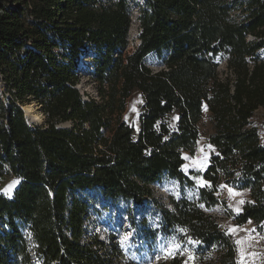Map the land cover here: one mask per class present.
<instances>
[{"label":"trees","instance_id":"obj_1","mask_svg":"<svg viewBox=\"0 0 264 264\" xmlns=\"http://www.w3.org/2000/svg\"><path fill=\"white\" fill-rule=\"evenodd\" d=\"M132 2L0 0V264H112L104 241L85 239L87 190L150 202L165 231L197 244L191 264H239L204 208L224 203L226 185L250 192L235 222L264 231V0H140L129 49ZM151 53L162 68L147 64ZM81 58L96 88L87 99ZM134 91L144 98L137 134L122 118ZM30 101L43 124L26 121ZM206 113L208 186L164 203L152 186L164 176L194 184L183 165ZM9 173L20 178L12 197L1 191Z\"/></svg>","mask_w":264,"mask_h":264},{"label":"rangeland","instance_id":"obj_2","mask_svg":"<svg viewBox=\"0 0 264 264\" xmlns=\"http://www.w3.org/2000/svg\"><path fill=\"white\" fill-rule=\"evenodd\" d=\"M133 21L130 28V47L132 49L138 43L139 34V11L137 2L132 0ZM264 54V51H263ZM163 57L156 53L147 56L146 62L154 70L164 66ZM219 59V58H218ZM89 59L81 58L83 68L82 80L79 84L84 98L96 95L95 84L90 74ZM226 62L221 61V69L225 68ZM30 104L32 101L29 102ZM28 104V103H26ZM144 105V98L139 91H134L127 99L126 109L122 114L123 120L132 125L135 134L140 129V114ZM35 110L30 119H36L41 110ZM43 115V114H42ZM259 121L264 122V109L257 114ZM45 119L41 121L44 123ZM201 133L193 153L186 154L183 165L184 172L194 181L193 185L182 183L178 179L164 176L160 181L154 183L153 189L157 198L164 203L168 202L170 195L180 197L186 195L190 198H198L201 186L200 180H204L201 173L207 168L213 147L209 143V134L212 131L208 114L200 124ZM264 143V129L261 136ZM199 162L196 163V162ZM202 165V166H201ZM20 183V178L12 173L6 174L1 180V191L8 197H12L15 189ZM232 189L235 195L229 192ZM85 194L90 199L89 217L86 220L87 234L85 239L97 236L99 240L106 243V257L111 255L112 264H174L175 257H184L182 264H191L195 259L197 244L189 239H183L175 230L165 231L161 216L157 209L150 203L137 206L130 201L122 199L107 200L97 190H87ZM223 204L211 208L204 206L205 210L216 216L233 240L236 248L237 261L239 264H264V231L260 230L253 221L242 225L235 222V216L242 211L244 204L251 201L249 190L239 189L236 186H224L219 192ZM242 201V203H241ZM129 238L124 239L125 236ZM242 241L243 243H238ZM31 264H42L38 257H33Z\"/></svg>","mask_w":264,"mask_h":264},{"label":"bare ground","instance_id":"obj_3","mask_svg":"<svg viewBox=\"0 0 264 264\" xmlns=\"http://www.w3.org/2000/svg\"><path fill=\"white\" fill-rule=\"evenodd\" d=\"M34 106H35V104H30V103L24 105V111L26 112V115H27L29 120H30L31 114L35 110ZM42 118H43V115L39 113V114L36 115L35 121H41ZM33 120H34V118H33Z\"/></svg>","mask_w":264,"mask_h":264},{"label":"water","instance_id":"obj_4","mask_svg":"<svg viewBox=\"0 0 264 264\" xmlns=\"http://www.w3.org/2000/svg\"><path fill=\"white\" fill-rule=\"evenodd\" d=\"M138 43H139V41H138ZM78 88H79V86H78ZM32 103H34L35 104V106H36V108L38 109V110H41V104L40 103H38V102H36V101H32ZM22 107V109H23V111H24V104L21 106ZM41 113L43 114V117H44V119H45V116H44V113L41 111ZM24 115H25V119H26V121L27 122H29V123H34V124H43L42 122H36V121H34L33 119H28V117H27V115H26V112L24 111ZM45 122V121H44ZM64 126V125H63Z\"/></svg>","mask_w":264,"mask_h":264},{"label":"snow or ice","instance_id":"obj_5","mask_svg":"<svg viewBox=\"0 0 264 264\" xmlns=\"http://www.w3.org/2000/svg\"><path fill=\"white\" fill-rule=\"evenodd\" d=\"M196 163H198L199 164V162L197 161ZM202 166V165H201ZM200 183H201V186H208L207 185V182H205V181H203V180H200ZM229 192L231 193V194H233V195H235L236 193H234V191L232 190V189H229ZM241 203H242V201H241ZM129 237L126 235L125 237H124V239L125 240H127ZM238 243H243L242 241H238Z\"/></svg>","mask_w":264,"mask_h":264},{"label":"built area","instance_id":"obj_6","mask_svg":"<svg viewBox=\"0 0 264 264\" xmlns=\"http://www.w3.org/2000/svg\"><path fill=\"white\" fill-rule=\"evenodd\" d=\"M0 13H1V10H0Z\"/></svg>","mask_w":264,"mask_h":264}]
</instances>
